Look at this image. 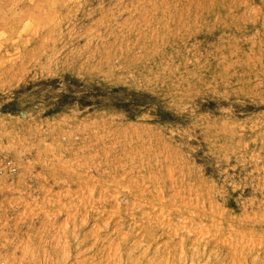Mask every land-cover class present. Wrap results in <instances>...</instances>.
I'll return each instance as SVG.
<instances>
[{"label": "rangeland", "instance_id": "obj_1", "mask_svg": "<svg viewBox=\"0 0 264 264\" xmlns=\"http://www.w3.org/2000/svg\"><path fill=\"white\" fill-rule=\"evenodd\" d=\"M0 264H264V0H0Z\"/></svg>", "mask_w": 264, "mask_h": 264}]
</instances>
